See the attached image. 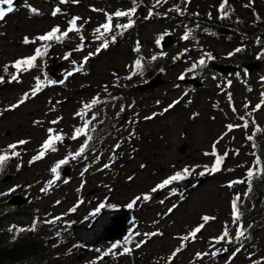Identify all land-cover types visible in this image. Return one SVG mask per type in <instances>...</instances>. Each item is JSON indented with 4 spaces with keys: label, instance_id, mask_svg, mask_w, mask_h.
<instances>
[{
    "label": "rangeland",
    "instance_id": "rangeland-1",
    "mask_svg": "<svg viewBox=\"0 0 264 264\" xmlns=\"http://www.w3.org/2000/svg\"><path fill=\"white\" fill-rule=\"evenodd\" d=\"M180 1L177 0L178 3ZM203 2L192 0L191 3L194 7H200L203 4L212 5L215 0H203ZM250 3L254 11L259 7L261 14L264 15V0H251V2L239 0L235 8H238L244 17L250 18L251 15L247 12ZM153 4L155 0H136L137 13L133 17L135 20L133 28L124 32L122 36L118 35L115 43L110 42L107 49L92 56L84 65V71L68 77L61 88L56 89L46 85L37 96L14 110L8 109L26 92L31 91L35 86L36 77L43 80L46 73L51 79L52 64L59 66L58 72L67 73L78 66L89 52L96 51L102 41L96 40L94 30L102 22L105 23V13L128 10L133 7V3L132 0H104V3L102 0H79V3L67 4H61L60 0H20L14 12L9 14L5 21L0 22V76L5 80L0 86V153L9 151L7 148L9 144L22 139L29 141L16 149L21 156L10 160L4 173L1 174L0 177L8 173L11 175L3 185L1 193H7L9 189L16 187L15 192L30 194L33 198L30 205L11 210L1 217L0 231L6 234L12 226H32L33 221L38 220L37 232L45 239L47 247L54 249L51 252L53 256L67 263L93 262L101 255L96 249L106 251L113 243L124 239L101 241L83 251L81 244L71 237V225H88L93 218L89 214L106 197L108 203L119 208H127L126 205L135 196L150 193L157 184L185 167L194 169L190 176L199 177V173L205 170L204 166L211 168L215 159L205 153L212 152L213 143L227 132L226 125H242L244 121L240 117H244V120L249 122V127L234 128L216 145L220 155L225 151L229 153L221 171L201 175L204 178L201 183L182 194H178L177 191L175 195L170 194L171 188L177 190L176 185L158 190L151 193L150 201H140L138 206L134 207L136 220L131 224L130 231H138L141 234L159 232L162 235L151 238L143 235L135 236L132 243L126 245L132 249L131 253L115 256L110 254L97 262L114 257L117 264H254V261H260L262 264L264 205L259 211L257 221L251 223L242 218L241 223L233 224L231 202L234 196L240 194L246 208L250 200L244 197L247 186L235 184L229 188L228 184L231 181L244 179V173L250 167H255V156L245 135L253 134L259 128L261 131L257 132L256 139L264 144V105L260 110L254 111L255 105L261 102V93L264 92V82L260 81V78L264 77V63L258 70H251L247 76L244 74L245 69L241 68L238 71L239 75L227 74L221 76L222 79L216 74L212 76L204 68L197 69L193 73H188L186 77H200L199 79L204 83L202 88L193 89L183 84L178 77L197 61V56L200 54L197 52L199 45L183 40V34L175 31L176 23L171 21L170 14L167 15L169 5L166 6L164 3L152 8ZM26 5L36 8L40 14H32ZM56 7L61 8V13L53 17L52 11ZM149 9L155 14L145 19ZM228 9H232L230 1L226 6V10ZM74 16L82 17L78 25L83 24L81 34L84 36V50L74 51L81 41L78 34L70 33V38L62 44L51 42L48 55L42 61L38 60L41 64L39 69L22 73L20 82H8L9 73H14L15 69L9 67L8 73H5L3 66L11 65L21 57L32 55L36 47L42 46V42L39 41L36 44L25 45L23 38L27 36L31 39L42 35L57 25L61 30H65L68 21ZM116 23H127V18H114L113 25ZM166 32L172 33L173 42L167 48L161 49L156 44V40ZM242 39L247 45L245 48L250 52L255 53L258 50L260 52L261 48L264 49V28L258 35L246 36ZM200 40L201 42L205 40L208 47L213 48L220 55L229 53L231 49L230 44L222 38L213 40L203 36ZM137 42L140 44L139 53L134 51ZM185 49L188 51L184 52ZM67 52H72V55L69 60H64L63 56ZM161 52L166 55L161 56ZM179 53L184 55L174 61L173 58ZM153 55L158 56L156 61H151ZM139 56L145 58L146 66L160 68L153 75L160 72L161 78L165 81L157 87L142 92H137L133 88L132 92L123 93V97L118 96V101L109 98L110 100L104 104V109L100 108L101 104L97 105L102 116L98 121L104 122V128L97 129L99 135L94 136L92 141L95 152L89 150L86 153L87 160L81 158L62 166L60 171L68 167V175H61V181H57L48 192H42L41 189L47 187V182L53 178L51 167L63 159L69 151L75 152L83 142V137L77 141L68 138L80 120L79 117H74V114L80 110L82 103L92 99V94L99 95L103 100L108 99L104 86L114 87L116 77L113 73L117 74L119 81L124 79L130 71L126 66L131 65ZM72 60L77 64L73 65ZM144 80L141 76H135L129 81L137 85ZM229 80L230 86L227 83ZM119 84L121 85V82ZM217 87L222 89L218 95H216ZM229 93L232 97L231 102L228 99ZM176 100L180 102L164 112V109ZM129 105L132 107H128ZM53 106L55 110H51ZM121 106L125 107L123 113H120ZM233 107L236 112H233ZM117 113H120L119 116ZM55 117H63V119L58 125L50 124L49 122L56 119ZM145 117L153 118L145 119ZM37 120L42 121V124H34ZM253 120L255 124L252 123ZM49 127L62 129L66 134L65 141L57 145L59 149L57 152H49L44 159L30 165L29 161L37 154L47 138ZM117 143L121 146L114 152V145ZM182 147L184 149L181 151ZM236 150H239V155L235 154ZM97 156L100 157L99 161L93 163ZM105 163L110 164L111 167L98 171ZM88 164H91V167L83 177L86 184L80 192H77L82 179L80 172ZM18 165H20L19 170ZM129 177L132 179L130 180ZM64 178H68L69 183L64 184L62 182ZM79 199L85 202L75 213H69L68 210ZM57 201L60 203L57 204ZM169 209L172 211L169 212ZM204 215L215 219L206 224L194 241L182 240L183 236L203 223L201 218ZM58 216H62L63 219L55 224L44 223ZM226 223L233 238L237 227L242 224L245 237L239 241L233 239L232 244L221 242L213 248L212 238L218 237L223 232ZM57 232L60 233L59 236L56 235ZM141 240H145L146 243L136 248V243ZM182 244L183 250L169 261L172 253ZM224 248L228 251H221V254L215 257L210 254L216 249ZM236 248L241 250L232 257V252ZM114 251L120 253L123 249L117 248ZM75 252L80 255L78 260L73 259ZM198 252L209 255L198 259L196 257Z\"/></svg>",
    "mask_w": 264,
    "mask_h": 264
},
{
    "label": "snow or ice",
    "instance_id": "snow-or-ice-1",
    "mask_svg": "<svg viewBox=\"0 0 264 264\" xmlns=\"http://www.w3.org/2000/svg\"><path fill=\"white\" fill-rule=\"evenodd\" d=\"M251 2V0H250ZM14 3L15 0H0V22L5 21V18L14 12L15 8H14ZM61 4H67V3H79V0H60ZM133 3V7H131L128 10H117L114 13H105V23L99 25L95 30V34H96V40L98 41H102L100 43V45L97 47L95 52H89L88 55H86L83 60L80 62V64L76 67L73 68L72 71H69L65 74V80L68 77L73 76L75 73H80L84 71V65L88 63L89 59L92 56L98 55L102 50H105L109 47L110 42L111 43H115L117 36H122L124 34V32H126L127 30L131 29L134 27L135 25V20L133 19V17L136 15L137 13V6H136V0H132ZM167 3V0H155V4H153L152 8L157 7L158 5ZM185 3H190V0H185ZM228 5V0H222L221 4L219 5V13H220V19H225L228 17L229 12L226 10V6ZM30 12L32 14H40L38 12V10L34 7H31L30 5H26ZM247 7V5H246ZM93 11H99L98 9H92ZM172 9H170L171 11ZM175 11L177 13L183 14V10L180 9L178 6L175 8ZM61 13V8L60 7H56L53 9L52 11V16L55 17L57 14ZM155 13L152 11V9H149V13L148 16L145 17V19H149L151 18ZM198 15V14H197ZM127 18V23H116L115 25H113V20L114 18ZM209 18H211V13H209ZM82 17L79 16H74L72 17L69 21H68V26L65 30H61V28L57 25L51 28V30H49L48 32L42 34V35H38L34 38H29L27 36H25L23 38V43L25 45H29V44H36L37 41L42 42V46L41 47H36L34 50V53L30 56L27 57H21L19 59H16L15 61H13L11 63V65H4L3 66V71L5 73H8L9 67L15 69L14 73H9L10 75V79L8 82H20V78L22 73L27 72V71H31L33 69H39L41 67V64L38 63V60L42 61L44 57H46L48 55L49 49L52 46L51 42H56V43H64L65 40L70 38V33H76L79 35L80 41L81 43L79 45H77L76 49H74V51H83L85 48V44H84V36L81 34L82 32V28H83V24L78 25V21H81ZM169 35V33H164L163 35H161L157 40H156V44L159 46L161 44V41L164 39L165 36ZM190 38H194L192 36V30L189 29L188 31H186L184 33V35L182 36L183 40H189ZM259 43V41H258ZM134 51H136L137 53L140 52V44L139 42H137V46L134 49ZM188 50L185 49L184 52H187ZM243 51V48H236L233 52H230L228 55L229 57L240 53ZM72 55V52H67L65 53V55L63 56L64 60H69L70 57ZM161 56L166 55V53L161 52L160 53ZM184 53H179L177 55V57H174V61L179 59L181 56H183ZM264 58V52L258 54L257 59H261ZM158 59L157 55H153L151 56V61H156ZM215 60V57L209 53V52H204L203 55L201 56L200 59H198L197 61L193 62L191 64V66L186 69L185 73H182L178 79L183 81L186 78V75L188 73H193L195 72L197 69H203L206 68L208 66V62ZM146 63L147 61L145 60V58L143 56H139L137 59H135L133 61V63L131 65H128L126 67H128L130 69L129 74L124 77L127 80H132L133 77L135 76H144V73L146 71ZM72 64L76 65L77 62L75 60H72ZM161 71H163V69H161ZM245 76L248 75L247 70H245ZM237 75H239V73H237ZM113 76L116 77V83L113 85L114 87H120L121 85L119 84V77L117 76L116 73H113ZM215 78V77H214ZM36 83L35 86L31 89L30 92H26L19 100L17 103L11 105L9 107L8 110H14L18 107H20L21 105H23L26 101H28L29 99L37 96L38 93H40L43 88L46 85H53L56 84L57 81L49 79L47 77V74H44V79L41 80L40 77H36ZM262 81H264V77L261 78ZM46 81V84H45ZM4 77L0 76V84L4 83ZM59 83L63 84L64 80L59 81ZM228 85H231V81H228ZM251 90V89H249ZM104 91L107 92L108 91V86L105 85L104 86ZM109 95H111L109 93ZM185 95H187V93H185ZM261 102L256 104L254 107V111L256 110H260L262 105H264V92L261 93ZM113 100L119 99V97H112ZM228 99L231 102V94H228ZM180 101L176 100L174 101L172 104H170L168 106V108L164 109V112H167L170 108H173L176 104H178ZM51 103V102H49ZM59 103V102H57ZM103 103H107V101H104L100 98L99 95L93 97L91 99L90 102H86V103H82V107L80 110H78L75 114L74 117H79L80 120L82 121V124L80 126H74L73 131L71 133V136L68 137L69 139H71L72 141H77L79 140L81 137H83V142L80 144L79 148L75 151V152H71L69 151L68 154L61 160H59L58 162L55 163V165L53 167H51L50 172L53 174V178L51 180H49L47 182V187L42 188L41 191L42 192H48L54 185H56L57 181H61L62 177H61V171L60 169L62 168V166H66L69 165L72 161H78L79 159H83V160H87L88 156L86 155V153L91 150L93 152H95V148L94 145L92 144V141L94 140V135L93 133L97 132V127L93 124V121H98V114L95 112H92V109L100 104ZM157 103H159V101H157ZM128 107H132V105H129ZM245 107H247V104L245 105ZM51 110H55V106H53V108ZM233 112H236L237 110L233 107ZM125 111V107L121 106L120 108V113H123ZM92 112L91 118L90 119H86V117L88 116V113ZM120 113H117V116H119ZM156 114H153V116H155ZM249 115H251V113H249ZM153 117H145V119H152ZM63 119V117H57L56 119L50 121L49 123L52 125H58L61 120ZM241 120L244 121V123L242 125H233V124H228L226 125L227 128V132H225L224 134L221 135V137H219L217 139V141H215L212 145V152L211 153H205V155H211L213 156L214 162L211 168H209L207 165L204 166V172L199 173V175H205L206 173H210V174H214L216 172H219L222 170V165L224 164L225 159L228 157L229 153L228 151H225L223 153V155H220L217 152V148L216 145L220 142V140L223 139V137L225 135L228 134V132H232L234 130V128H238V127H243L244 129H247L249 127V122L247 120H244V117H240ZM98 123H103L102 120L98 121ZM253 124H255V121H252ZM34 124L40 125L42 124V121H34ZM257 132L261 131L259 128L256 129ZM132 134L130 133V136ZM66 138V134L63 133V130L61 129L60 131H57L55 128L53 127H49L47 129V138L43 141V143L40 146L39 151L37 152L36 155H34L32 157V159L29 161V164H33L37 161H40L42 159H44L47 154L49 152L51 153H55L57 152L59 149L57 147L58 144H63ZM249 141H253L254 139V134L253 135H249L246 137ZM29 141L27 140H19L16 143H12L9 144L7 146L9 151H5L3 153H0V172H3L4 168L6 167L7 163L14 159V158H19L21 156V153L19 151H17L16 149H18L20 146L27 144ZM120 143H117L116 145H114V149L113 151L115 152L116 149L120 148ZM253 148H256L257 145L255 143H253L252 145ZM236 155H239V150L235 151ZM253 155H255V153H253ZM99 156L96 157L95 161H93V163L98 162L99 161ZM114 159V157H113ZM262 164V159L260 156H256L255 160H254V168L250 167L247 172H246V176L245 179L242 180H236V181H231L228 184V187L231 188L233 185L235 184H247V190L244 193V197L246 198L248 196V194L252 191L253 189V182L255 180L258 179H264V167H260V165ZM91 167V164L86 165L83 170L80 172V176H81V184L80 187L77 189V192H80L85 184H86V180L83 179V177L85 176V173H87L89 171V168ZM111 165L108 163H105L103 165L102 169H98V171H103V169H108L110 168ZM141 167H143V165H141ZM20 165L17 166V169L19 170ZM194 171V169H189L188 167H185L182 171H178L175 174H173L172 176L166 178L165 180H163L161 183L157 184L155 187H153L150 190V193H145V194H141L138 196H135L127 205L126 207L128 209H133L134 207L138 206V202L140 201H144V202H148L152 199V195L151 193H155L158 190H162L165 188H168L169 186L173 185L175 182H179L182 180H185L186 178H188V176L191 175V172ZM231 171V170H230ZM129 179L131 180L132 177H129ZM62 182L64 184L69 183V179L68 178H64L62 180ZM107 187V185L105 186ZM16 191V187H13L11 189H9V191L7 193H0V196H5V195H10L11 193ZM176 189L175 188H171L170 194L171 195H175L176 194ZM85 201L83 199H79L77 201V203L75 205H73L68 212L69 213H75L77 211V209L80 207V205H82ZM57 204L60 203V201L56 202ZM161 203H163V201H161ZM242 203V198L240 194H237L234 196V198L232 199L231 202V209H232V223L233 224H237L242 216V211L240 208V204ZM117 206L116 205H112L110 203L107 202V197L105 198L104 201L100 202L95 209L89 214L91 217H97L98 215H100L101 210L105 209V208H109V209H115ZM169 212L172 211V209L168 210ZM63 217L62 216H58V217H54L50 220H46L44 221V223H48V224H55L57 221L62 220ZM202 221L203 223L199 224L198 226H196L194 229H192L188 235L183 236L181 239L184 241H188L189 239L191 240H195L197 238V234L201 233L202 229H204V227L206 226V224H208L210 221L214 220L215 217H210L207 215L202 216ZM39 223L38 220H34L33 224L30 228H17L16 226H12L9 231H13L15 230V232L17 234L19 233H23L25 231H35L37 224ZM251 227V226H249ZM57 236L60 235L59 232L56 233ZM143 235L144 237L147 238H151L157 235H162V233L159 232H151V233H143L141 234L138 231L132 232L130 231L129 234L124 238L123 241H117L115 243H113L111 245V247L109 249H107L106 251H101L100 249H96L97 252H100L101 255L99 257L96 258V260H94L92 262V264H97V261L99 260H103L104 257L108 256V255H123V254H129L131 253L132 249L127 247L126 245L132 243L133 239L135 236H140ZM242 237H245V230L243 228V226H239L236 229L235 232V237H231L230 233H229V228L227 223L224 226V230L223 232L218 236V237H214L212 238V243L211 246L213 248H215L216 244H220L221 242H226L228 244H232L233 243V239L239 241ZM143 243H146L145 240H141L139 242L136 243L135 247L139 248L141 247V245ZM184 245L182 244L180 247H178L173 253L172 256L169 257V261H171L177 253H179L180 251L183 250ZM241 247H243V245L241 244ZM117 248H122L123 251L120 253H117L116 250ZM241 250V248H236L234 252H232V257H235L237 253H239ZM221 251L223 252H227L228 249L224 248V249H216L215 251L211 252L210 254L215 257L219 254H221ZM205 255H209V253H196V257L198 259H202L203 256ZM231 259V257H230ZM254 264H260V261H254Z\"/></svg>",
    "mask_w": 264,
    "mask_h": 264
},
{
    "label": "trees",
    "instance_id": "trees-1",
    "mask_svg": "<svg viewBox=\"0 0 264 264\" xmlns=\"http://www.w3.org/2000/svg\"><path fill=\"white\" fill-rule=\"evenodd\" d=\"M191 1V0H190ZM203 2V0H198ZM232 3V9H228L229 15L225 19H220V16H216L213 7L208 4L202 6H193V3H185L181 0L180 3L177 0L173 1V8L177 6L183 10V14L173 13V18L179 21L183 27L190 28L191 24L196 23L199 26H206L212 29L229 28L234 29L242 34L258 33L264 28V15L261 14L260 8L256 7L254 11L252 5L247 7V12L251 15L250 18L244 17V14L240 13L238 8H235V4L238 0H229ZM221 0H215V4L220 3ZM205 3V2H203ZM214 6V5H212ZM211 13V18H209ZM198 14V15H197ZM181 26V25H180ZM212 36V35H210ZM230 37V35L228 36ZM233 40V36L230 41ZM239 54V55H238ZM245 61L253 58L252 55H247L243 52L237 53L231 57H227L226 61L232 60ZM154 70V69H153ZM151 67L146 66V75L150 76L152 71ZM257 145L255 150V157L260 156L262 164L260 167H264V145L260 140L255 142ZM264 192V179H258L253 182V189L248 194L247 198L250 200L248 208L242 202L240 208L243 216L252 220L259 219V211L263 208L261 204V196ZM39 225L37 224V227ZM30 225H23L18 228H30ZM10 233V231H9ZM52 248H48L45 239L37 234V231H25L17 234L15 231L10 235L2 233L0 231V264H76L72 262H65L53 256ZM75 257V253L73 255ZM82 264V263H80ZM86 264H92V262ZM97 264H117L114 257H108L103 262H97Z\"/></svg>",
    "mask_w": 264,
    "mask_h": 264
},
{
    "label": "water",
    "instance_id": "water-1",
    "mask_svg": "<svg viewBox=\"0 0 264 264\" xmlns=\"http://www.w3.org/2000/svg\"><path fill=\"white\" fill-rule=\"evenodd\" d=\"M17 0H15V3ZM14 3V5H15ZM170 43V36L167 35L162 41V46H166ZM220 71H226L231 68L229 65H214ZM187 82L195 81L192 79H186ZM161 81L159 80V75L149 80L147 83L140 87L141 89H146L151 86H157ZM188 179V178H186ZM185 179V180H186ZM185 180L179 181L178 184L181 185L182 191L198 184L200 179H191V182H184ZM17 197H12L14 203ZM262 203L264 204V194L262 196ZM133 220L132 209H103L100 215L95 217L88 226L73 225L71 232L73 238L78 239L82 243H88L91 245L96 244L99 240L111 241L112 238H124L126 234V225Z\"/></svg>",
    "mask_w": 264,
    "mask_h": 264
}]
</instances>
